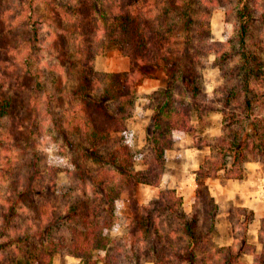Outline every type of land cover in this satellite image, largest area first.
<instances>
[{
    "label": "trees",
    "instance_id": "16d2710c",
    "mask_svg": "<svg viewBox=\"0 0 264 264\" xmlns=\"http://www.w3.org/2000/svg\"><path fill=\"white\" fill-rule=\"evenodd\" d=\"M44 1L51 11L48 19L36 14L38 0H0V178L9 182L10 193L0 197L1 264H53L58 253L77 257L80 264L212 263L215 255L206 240L208 235L199 234L201 216L197 209L187 213L176 189H161L157 199L146 204L138 201L136 190L140 184L161 186L168 152L177 136L193 130L195 113L202 116L217 110L223 115L221 134L211 142L197 143L211 151L195 172L199 184L220 171L244 179L245 164L254 157L264 167V98L256 93L264 71L251 50L255 44L259 48L258 43L249 41L248 28L254 20L249 2L242 0L245 7L239 12L242 19L245 17L237 39L240 61L227 67L220 43H212L210 52L217 55L226 79L217 100L219 106H213L209 95L201 92L198 64V53L211 34L210 24L204 20L195 29L191 27L190 1ZM46 23L55 28L49 53L53 61L43 55L46 47L40 34ZM181 27L186 35L180 41L177 31ZM195 40L199 41L197 47ZM112 43L129 59V70L120 84L114 83L110 72L99 71L95 65L96 58ZM184 57L187 65H181ZM174 59H178L177 69L165 67L168 85L159 92L161 99L153 107L148 148L135 150L116 134L123 133L126 139L130 136L125 121L136 97L138 76L144 67ZM177 77L180 84L175 82ZM61 97L68 106L57 114L53 104ZM42 98L53 129L62 137L52 135L53 141L47 142L57 143L63 156L75 145L73 138L81 137L85 146L77 147L82 162L76 160L72 168L61 156L41 169L40 154L44 152L36 155L33 151L23 180L17 175L19 159L5 156L2 160L1 153L13 151L25 134L27 145L33 142V148L40 141L41 145L46 142L44 134L32 132L19 110H36ZM111 100L115 103L112 112ZM102 116L108 119L107 126L101 125ZM138 161L143 168L136 167ZM62 172L76 173L78 184L58 193L54 181ZM47 178L51 182L48 186ZM124 197L129 199L130 216L117 211ZM53 200L62 202V213L56 217ZM207 200L213 230L218 205L211 195ZM27 210L37 213L41 223L24 228L23 220H30ZM167 217H175L178 226L166 221ZM124 222L127 232L119 239L112 238L110 233ZM219 249L224 252L220 264L239 263L241 250L230 246Z\"/></svg>",
    "mask_w": 264,
    "mask_h": 264
},
{
    "label": "rangeland",
    "instance_id": "374dc122",
    "mask_svg": "<svg viewBox=\"0 0 264 264\" xmlns=\"http://www.w3.org/2000/svg\"><path fill=\"white\" fill-rule=\"evenodd\" d=\"M180 1L182 3L190 1L193 5V10L191 13L194 22L191 25L192 28L195 29L198 23L204 20H207L210 24V37L206 39V41L204 42L205 46H203L202 51L198 53L199 55H201V58L198 62L200 66L199 69H201V78L199 81L201 92L205 93L206 95L208 94L210 100L212 101L210 102V105L219 106L217 100L221 95V89L225 85L226 79L224 77V71L218 64L217 55L213 52H210L214 47V44L212 43H220L219 47H221L223 49L222 51H224V53L226 54H224L223 57L228 59L226 63L227 67H234L235 64L240 61L239 53L241 49L238 45L237 39L239 37L240 22H242L245 17L242 19L239 12L242 7H245V5H243L242 0H203V2H201L200 0ZM247 1L250 4L249 10L254 16V20L251 22V25L248 28L249 41H257V45L259 47L257 48L255 44L254 46H252L251 50L254 51L256 56L258 57V66L260 67V69H262V71H264V0ZM35 11L36 14L43 19H48L51 17V11L44 0H38ZM245 13L248 12L245 10ZM41 27L42 28L40 36L42 42L44 43V46L46 47V51L43 52L45 54L43 55H45V57L49 59V53H51L50 44L52 43L50 41L53 39L52 37H54L52 35H54L53 31L55 28L49 23L43 24ZM177 32L180 34L181 41L185 37L186 32L182 27ZM194 34L195 32H193V36ZM196 43H199V41H194V44L197 47ZM201 47L202 46H200V48ZM229 55L230 58H228ZM50 59L52 60V58ZM177 61L178 59H174L169 62H163L159 66L144 67L142 69V76H138V81L135 88L136 97L131 107H129L127 110L128 114L125 121L127 128L130 131V136L128 137V139H126L123 133L116 134V136L125 139L123 142L127 143L135 150H147L148 148V132L154 126L153 107L161 99L159 92H161L168 85V75L165 71V67L167 66L170 68V71H174L178 66ZM95 65L97 70L99 71L101 70L110 72L114 83L120 84L125 78V73L129 70V59L122 55L119 46L116 43H112L106 48L105 52L102 55L96 58ZM181 65H187L185 57ZM261 79H263L262 84L257 85L256 93L258 98H264V74L262 75ZM175 82L176 84H180V78L177 77ZM113 93L114 91L111 89L110 94L113 95ZM98 96L100 97V95ZM56 97H59V95H57ZM64 101H66V98L61 97V101L56 100V102H54L53 111L55 113H60L62 107L66 108L68 106V104H66ZM109 104H111L110 110L112 112L115 109L114 100L109 101ZM260 109L261 108L258 106V110ZM19 110L21 115L23 116V121L26 122L27 125L30 124L32 132H35L36 135L37 132L44 134L46 137V142L43 145L40 144V141L36 144V147L33 148V142H29L27 145V136L25 134L22 139H19V144L17 143L18 145L14 147L15 149L13 151H1L2 160H4L5 156L11 158L17 157L19 159L17 175L21 174V178L24 180V177L27 176L30 170V160L32 159L33 151L36 155H39L41 151L42 153L44 152L43 154H40V157L43 160L39 164L41 169H44L48 167L49 164H54L58 161V158L62 156V152H59L60 148L57 143L52 142L49 144L47 142V139L49 141H53L51 139L52 135L57 136L60 140H62V137L57 133L55 129H53L52 119L49 118L48 115H46L47 109L45 98L39 100V105L34 111L31 109H28V111H26V109L24 108H20ZM261 110L262 112H264V108H262ZM97 115L99 116V114ZM99 120L101 121V125L107 126V118L102 116L101 118H99ZM192 125L193 130L191 132L185 133L183 135L178 134L179 136H177L175 145L173 147L174 149L178 151H185L188 149L192 150L193 147L199 148V145L197 144L198 142H211L213 138L221 134L223 126V115L217 110H212L207 115L202 116H199L195 113L192 117ZM73 139L75 145L71 148L69 147V149L66 150L65 155L62 156L65 157V160H67V165L72 168H74V162L76 160L80 163L82 162L80 160L82 157L79 152V148H83L85 146V144L82 142L81 137L76 136ZM32 140H34V138H32L31 141ZM200 148L206 149L205 146H202ZM193 152H196L195 149L193 150ZM210 153L211 152H209L207 155H209ZM252 159H257V157H254ZM195 160V157H189L186 154H184L183 156L181 152H178V154L172 152L171 156L167 157V164L169 163L170 165H175V163H177L181 167V169L179 170V168L172 167L169 168L167 172L173 170L177 172L180 178H182L184 175L188 176L189 174V178L186 177L185 179V182H187V180L191 179L190 174L192 173L193 163L195 162ZM186 165L188 167L184 169V166ZM136 167L138 169L143 168L144 165L142 164V161H138ZM74 171H76V169ZM215 177L225 179L226 177L230 176L226 175V172L220 171L214 176V178ZM2 181L3 180L0 178V197L10 194L8 191L9 182ZM54 183L57 185L58 193H62L67 190L68 187L76 186L78 184V178L76 176V173L67 174L66 172H62L59 173L58 176H56ZM50 184L51 182L47 178V180L45 181V185L48 186ZM160 190L161 189H157L153 186L138 185L136 190L138 201L140 203L146 204L153 199H157ZM198 191L200 192L199 197ZM207 195L211 194L209 184L207 183L206 178H204L203 181H201V184L197 182L196 196L194 202L191 203V207H194L193 210L197 209L201 216V221L198 226L199 234L202 236L208 235V239L206 240L212 246L211 249L213 255H215V258L210 264H220L222 259L221 255L224 252L220 249L218 251V248L229 246L233 247L235 251H242L240 252L241 255L239 257L240 259L238 264H260V260L264 261V217L262 219V222H260L261 224L258 222V220H255L254 225L249 226L250 222H252L253 219V211L251 210V212L249 208H244L241 204L242 201L237 199L236 203L234 202L232 204L231 202H228V206L223 207V210L226 212L231 210V213H229L228 215L222 214V211H219V208L217 209L215 226L213 230H210L213 220L209 215L210 210L207 205ZM2 200L3 199H0V202ZM188 202L189 201H187V205H185L187 209H189ZM52 204L55 206L53 213L56 217L57 215H60L62 213V202L60 200H53ZM129 204V199L127 197H124L121 201L118 202L117 211L130 216L131 211ZM26 213V215L30 216V220H23L24 228H26L28 224L37 225L41 223V218H39V215L37 213L33 211L31 212L29 210H27ZM246 219H248V221H246ZM46 220L47 219L45 218L44 221ZM15 221L19 222L20 218L16 217ZM166 221H168L172 225L175 224L176 226H178L179 222L175 219V217L168 218L166 219ZM258 223L260 225L259 232L255 229ZM53 228L54 232L58 231L57 228ZM126 232L127 224L124 222L119 225V227L115 231H112L110 235L112 238L119 239ZM14 233H16V231L13 232V234ZM183 250L185 252L184 246ZM2 262L3 258H1L0 255V264ZM53 264H80V260L72 256H67V254L65 253H58L54 257Z\"/></svg>",
    "mask_w": 264,
    "mask_h": 264
},
{
    "label": "crops",
    "instance_id": "0c3cea01",
    "mask_svg": "<svg viewBox=\"0 0 264 264\" xmlns=\"http://www.w3.org/2000/svg\"><path fill=\"white\" fill-rule=\"evenodd\" d=\"M205 148L206 149L193 147L192 150L188 149L185 151H178L174 148L170 150V156L172 152H175L177 154L178 152H181L183 156L184 154H186L189 157L192 156L196 158L195 162L193 163L192 173L190 174L191 179L185 182L186 177L189 178V174L188 176L184 175L182 178H180L177 172L173 170L167 172V170L172 167L179 168V170L181 169V167L177 163H175V165H170L168 163L166 164L167 169L161 186L156 187L157 189H176L177 192L183 197V207L187 213L192 212L194 208L191 207V203L194 202L196 196L197 180L195 172L199 169L201 163L203 162L207 154L211 152L208 146H205ZM194 149L196 152H193ZM169 154L168 157H170ZM187 167V165L184 166V169ZM245 167L248 168V171L247 176L244 179H238L235 177H226L225 179H220L218 177H207L206 181L209 184L210 194L218 205L219 211H222V214L228 215L229 213H231V210L227 212L224 211L223 207L228 206V202H231L233 204L234 202H237V199H239L242 201L241 204L244 208H249L253 211V219L252 222H250L249 224V226H253L255 220H258V222L260 223L262 222V219L264 217V167L261 162L257 159H252L246 162ZM140 185L150 186L146 184ZM187 201L190 202H188L189 209L185 207V205H187ZM259 223L255 227L258 232L260 230ZM77 259L80 260L79 258Z\"/></svg>",
    "mask_w": 264,
    "mask_h": 264
}]
</instances>
